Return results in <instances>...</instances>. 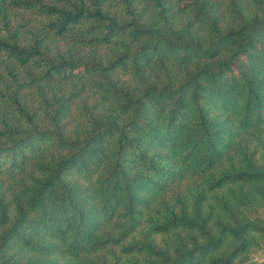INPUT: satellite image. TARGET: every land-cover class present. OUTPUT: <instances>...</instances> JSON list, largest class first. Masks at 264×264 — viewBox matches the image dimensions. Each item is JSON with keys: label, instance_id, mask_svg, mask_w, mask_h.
Masks as SVG:
<instances>
[{"label": "trees", "instance_id": "trees-1", "mask_svg": "<svg viewBox=\"0 0 264 264\" xmlns=\"http://www.w3.org/2000/svg\"><path fill=\"white\" fill-rule=\"evenodd\" d=\"M251 207L264 0H0V264H247Z\"/></svg>", "mask_w": 264, "mask_h": 264}, {"label": "rangeland", "instance_id": "rangeland-1", "mask_svg": "<svg viewBox=\"0 0 264 264\" xmlns=\"http://www.w3.org/2000/svg\"><path fill=\"white\" fill-rule=\"evenodd\" d=\"M248 213L264 218V207L258 209L251 207L248 209ZM247 264H264V245L261 251L251 256L250 261Z\"/></svg>", "mask_w": 264, "mask_h": 264}]
</instances>
